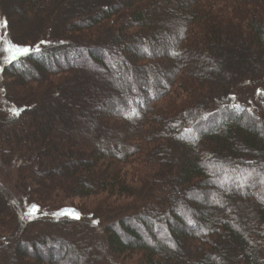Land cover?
<instances>
[{
  "label": "trees",
  "instance_id": "1",
  "mask_svg": "<svg viewBox=\"0 0 264 264\" xmlns=\"http://www.w3.org/2000/svg\"><path fill=\"white\" fill-rule=\"evenodd\" d=\"M111 1L110 4L105 3L102 6L96 0L97 4L89 8L86 6L88 5L87 0H18L19 3H28L27 11L33 12L32 14H37L43 9L42 13L46 15L42 16V19H48V22L45 23L48 30L53 25V21L55 23L58 21L57 19H60V30L62 32L60 35L51 33V37L54 36L56 39L55 42H49L40 49H31L28 53L16 57V59H8L0 67L1 75L6 74L10 77L8 80L3 79L2 82L4 99L8 104L7 107H0V109L6 111L4 122H8V125L10 121L20 120L22 117L26 120L28 116H33L36 112L49 108L50 105H47L46 102L48 97L45 95L46 93H51L49 95L50 99L55 97L54 92L58 90H60V94L63 90L66 95L69 93L68 86L70 82L68 80L66 84L60 85L57 90H52L50 85L56 83L55 80L53 82L40 77H47L49 73H45L48 65L53 63L54 66L55 63H58L57 60L61 64L73 56H75L77 62L83 60L81 59L84 57L83 53H79L85 51L83 47L78 46L73 49V43L64 39L63 30L71 18L70 16L78 14L77 17L83 20L87 19L86 27L81 25L82 27L79 30L104 26L105 28L102 30L106 33L99 36L100 40L104 39V43L102 46L100 44L99 47L93 46L97 50L94 53H88V58L92 61V68L108 71L115 78L117 75L119 80L123 78L122 81L126 82L125 86L123 85L124 87L117 86L119 91L122 90L121 93L116 95L113 102V106H117L113 110L110 108V112L106 113L113 117L112 120L109 119L113 126L110 122L108 123L109 120H104V132L112 134V137L116 138L118 142H122V136L125 133H127L126 139L128 141L134 138L151 141L152 148H148L147 151L156 154L154 156L156 158L155 164H157L152 168L151 176L158 184L156 191L150 190L151 194L148 190L143 193H141V190L136 191L135 194L138 197L142 196L144 203L137 208L122 207L117 209L119 211L113 212L111 216H116L113 222L108 216H98L99 218H105L104 221L107 223L104 227L106 250L112 253L114 264H120L118 262L119 258L127 254L137 256L132 264H264V256L262 257L264 253V200L255 205L253 204V207L251 206L249 224H246L244 217H237L235 211L233 212V210L239 208V204L234 202V196H242L244 200L249 201L255 193L264 187V172L262 170L264 156L262 159L256 160L257 162L255 161L256 164L254 165L249 163L250 159H244L245 164L242 167L236 165L232 167L233 170H237V175L242 177H240L241 184H244L233 190L235 183H237L235 181L237 180L235 179L236 173L225 175L229 164L225 160L215 159L217 157L216 153L211 150L217 151L224 147L228 154L231 153L236 156L243 154L239 147L231 143L232 133L235 132L241 135L247 149L260 148L262 152L264 151V128L259 125L264 123V119L252 111L242 100H237L235 95H228L227 98H223L222 95H225V92L232 86L227 87L225 90L222 89L220 82L227 76L228 70L223 65L217 66L219 60L223 61L221 56H225L219 47L223 41L220 36L225 29L229 28L227 27L229 25H232L233 30H241L242 27L236 21L240 20V3H246L247 0H218L219 2L223 1L221 7L216 4L204 5L201 0ZM253 2H260L261 6L255 9L248 8V14L243 17L241 24L246 23V26L252 31L251 37L256 41L255 47L262 46L264 48V13L261 16L259 15L264 10L261 9L264 7V0H254ZM41 4L44 6H41ZM54 4L57 8L64 5L65 13L61 9L58 12L60 16L54 13L52 11ZM215 8L222 11L215 14L213 13ZM35 9L37 10L35 11ZM3 10L6 13V8H3ZM235 14H237L236 17ZM1 16L4 26L8 28L9 20L7 16L5 14ZM159 16L162 17L163 22ZM166 16L169 17L168 21H165ZM72 24L76 25L75 22ZM150 33L151 36L148 38ZM161 41H164V43ZM161 43L163 45H160ZM16 44L14 41L10 42V45ZM16 46L29 48L28 45L21 46V44H17ZM216 50H218L217 53H215ZM180 52L181 54L195 53L200 56V59H195L194 64L183 66L182 60L180 61L181 57L177 60ZM219 53L222 54L218 58L216 55ZM256 55L259 57L260 53L258 52ZM246 59L244 60L247 62ZM257 60L259 67H255L252 71L244 74V76L251 75L252 77H243L241 79L243 83L246 78H249L248 81L250 83L252 81V85L264 84V56ZM156 61L158 65H155ZM163 61H165V64L166 62L172 63L169 70H158V67L160 68L164 64ZM29 63L31 64L30 67L28 66ZM195 65L199 66H196L197 71L193 72L192 69ZM69 68L67 66L60 70L64 73L71 72L73 69ZM223 68H225V73H222ZM191 71L194 74L192 76L200 81L208 79V82L205 83L207 89L199 94L202 107L199 106L194 110H192L193 108L184 110L187 100V97H184L186 96L185 93H183L186 92L184 82L185 78H190ZM127 72H130L131 78L125 79L124 77L128 76ZM38 73L39 76L33 77ZM205 76H210V79L208 77L204 78ZM17 77L30 79L27 82H19ZM159 82H162V84ZM149 83L157 84L159 95L151 92L152 87H148ZM243 83H240V87L236 90L243 91V89H247L243 87ZM16 84H26V89L38 90L43 93L38 96L36 102L31 104L29 100L20 99L19 93L15 91ZM90 89L92 92L94 91L93 86ZM123 90L127 91V94H131L132 97L128 102L124 98V101H121L122 103L119 105V99L122 100L125 97ZM222 91L223 93L219 95ZM103 92L106 91H101V93ZM167 92L170 95L168 97L170 106L165 109L171 110L174 107L173 111L167 113L164 109L160 113H156L148 108L149 105L145 103V99L151 98L150 101H154L156 95L162 96ZM216 93L217 96H215ZM85 95L92 96L90 92ZM166 97H162V99ZM177 103L180 104L177 105ZM159 108L157 106L158 111ZM199 108L203 111L201 112ZM13 110L18 111L19 114L14 115ZM198 110L199 113L196 116ZM94 112L91 115L97 116L95 124L98 125V119L103 118L105 114ZM219 112L225 114V116L217 118L216 115ZM171 113H176L175 117L170 118ZM85 114L90 113L87 110ZM193 116H195V119L190 123ZM201 117L207 125L204 128L198 126V123L202 121ZM115 120H121L120 124L124 130L120 139L114 133L121 134L120 130L115 127ZM4 122L1 123L0 127H3ZM247 122H250V125H247ZM196 124H198L197 127H195ZM6 132L12 133L13 131ZM128 141L126 142L129 143ZM21 144L23 147L20 152L21 156L16 158L23 163L19 169V175L28 177L25 167L27 162L26 160L23 161V157L27 159L31 155L29 153H31L32 148L31 144L27 142ZM179 149H182V151H179ZM204 149H208L210 153L203 151ZM176 151H179V154L177 153L179 157L177 156L178 161L174 166L171 165L173 161L171 156H174ZM107 152L95 151L94 148L87 151L85 157L80 160L86 174L76 179L78 185L75 191L80 196L112 192L113 194L125 195L124 197L128 198L134 197L132 187L124 185L126 183L125 179L119 183H106L102 179L106 177L107 171H114L117 176L120 175L121 170L118 169L117 165L126 162L128 156H133L134 153L128 152L126 154L128 156L117 159V156H110ZM212 153H214L211 155L214 158L210 159L212 164L205 165L201 162L199 157L201 154L207 157V154ZM87 155L95 159L94 166L98 165L99 167V162L102 161L105 169H101V178L94 179L88 176L87 173L92 167L90 165L92 164V158L88 159ZM34 172V176L40 173L36 168H34ZM219 173H224L225 181L230 183L234 179L235 183L230 188H225L222 184L217 185L216 178ZM212 188L216 189L218 197L222 198H225L230 192L233 193L231 194L233 197H230L231 204L221 199L218 205H213L214 200L208 198L202 192V189H205L206 193L207 191L211 192L210 189ZM182 195L187 198L186 203L189 202V206L180 202V205L177 204V199L180 197L182 199ZM228 205L230 206L228 207ZM212 207H216L219 212H223L218 214L211 212ZM72 212L78 213L77 210H72ZM52 219L57 223L67 221L83 222L82 217H77V214L63 217L54 216ZM2 223L1 227H4L5 221H2ZM22 230L20 228L19 234L12 237L14 240L13 246L7 245L5 247V243H1V264H3V261L7 264H28L30 261L34 264H60V255V258H63L67 251L72 253L74 257H78V261H80L79 252L72 245L70 247L64 243L63 240L52 242L49 239L44 242H48L45 245L63 246L64 250L59 256L55 254V251H44L43 253L39 247L45 245H39V240L41 238L43 240L48 234L42 231L26 240L20 237L23 234ZM251 235L259 243L252 242L250 240ZM222 242L227 243L225 249L219 247V243ZM45 252L47 253L45 254ZM237 253L238 255H235ZM229 254H232L234 258H229L227 256ZM238 257H241V261H237ZM233 259L235 260L233 261ZM71 261L73 259L66 260V264H73ZM106 261L107 264H113L108 259L104 260V262ZM90 264L92 263L90 262Z\"/></svg>",
  "mask_w": 264,
  "mask_h": 264
},
{
  "label": "rangeland",
  "instance_id": "2",
  "mask_svg": "<svg viewBox=\"0 0 264 264\" xmlns=\"http://www.w3.org/2000/svg\"><path fill=\"white\" fill-rule=\"evenodd\" d=\"M87 1L88 5L86 6L89 8L97 4L96 0ZM97 1H99V4L102 6L105 3L110 4V0ZM201 1L204 5L216 4L220 7L223 5V1L219 2L218 0ZM252 1L254 0H247L246 3H240V20L236 22H239V25L242 28L240 31H238L233 30L231 28L232 25L227 26L229 28L225 29L220 36L223 38V41L222 45L219 46L225 56H221L222 53H219L216 55V57L218 56L219 58V56H221L223 58V61L221 60L223 63L219 60L217 66L223 65V67L228 70L227 76L224 77L225 80L223 79V81L220 82L222 89L224 88L225 90L227 87L232 86L227 90V92H225V95H222L224 96L223 98H227L228 95H235L237 100H242L251 108L252 111L264 119V84L252 85L253 82L251 81L250 83L248 81L249 78H246L244 83L241 80L245 76H249L250 78L252 77L251 75L244 76V74L252 71L255 67H259L257 59L264 56V52L262 53L264 48L262 46L257 48L255 47L256 41L251 37L252 31L250 28L246 26V23H244V25L241 24L243 17H246L248 14V8L255 9L258 6H261V4H259L260 2L252 3ZM27 4L28 3L26 2L19 3L18 0H0V49L10 46L11 41L21 44V46L28 45L30 50L35 48L40 49L49 42H55L56 39L54 36L51 37V33H53V35L61 34L62 30H60V19H57L58 21L55 23L53 21V25H51L50 30H48V28L45 27V23L48 22V19H42V16L46 15L42 13L43 9L37 14H32L33 12L31 13L27 11ZM41 6L44 5L41 4ZM2 7L6 8V13ZM64 7L65 6L63 5L60 6V8H57L56 4H54L52 11L58 15V12L61 9V11L65 13ZM261 9L263 10L264 7ZM36 10L37 9H35V11ZM219 11L222 10H218L216 8L213 9V13L215 14H218ZM263 13L264 10L259 15L261 16ZM3 14H5L9 20L8 28L7 26H4V21L1 16ZM77 15L78 14H76V16H70L71 18L68 20L63 30V34L65 36L64 39H67V41L73 43V49L78 46L83 47V50L85 51L79 52L83 53L84 57L81 58L83 60L81 62H77L75 56L71 57V60L66 59L62 64L59 60H57L58 63H55L54 66L52 65L53 63L48 65V69L45 74L49 73V75L47 77H40L42 79H49L53 82L55 80L56 83L50 85L52 90H57L60 85L66 84V81L68 80L70 82V85L68 86L69 93L66 95L64 90L61 92V94L60 90L55 91V97L52 99L49 98L51 93H46L45 95L48 96L46 102L47 105H50L49 108L40 110L33 116H28V119L26 120H24L22 117L20 120L10 121V124L8 125V122H4L6 111H4V109H0V126L1 123L4 122L3 127H0V246L2 242L5 243V247L7 245L13 246L14 240L12 237L19 234L20 228L23 229L21 231L23 234L20 237L25 238L26 240L28 238L30 239L32 235L36 233L45 231L48 236H45L43 240L41 238L39 240V245L47 244L48 242H44L49 239L52 240V242L61 239L70 247L72 245L79 252L78 256L81 258L80 261H78V257H74L73 254L68 251L63 258H60V254L64 250L63 246L57 247L55 244H51L41 246V248L39 247L40 251L43 253L44 251H55L56 255H60V264H66V260L68 259H73V261H71L73 264H86L87 261H89L87 264H90V262L92 264H107V261L104 262L106 259L110 260V262L114 264L112 253H109L106 250L107 245L105 243L104 227L107 223L104 221L105 218H99L98 216H108V218L112 220L111 222H113L116 216H111L113 215V212L119 211L117 209H121L122 207L137 208L144 203L141 198L142 196L138 197L137 194H135L136 191L141 190V193L147 192V190L150 191L151 189L156 191L158 184L151 176L152 168L157 166V164H155L156 158L154 156L156 154L147 151L148 148H152L151 141L142 140L140 138H134L128 141L126 139L127 133L122 136L124 130L120 124L121 120L114 121L115 127L117 130H120L121 134L116 132L114 133L117 137H119V139L122 136V142L116 141L117 139L113 138L112 134L109 132H104V120L113 119V117L107 115L106 113L110 112V108H112V110L116 108L117 105L113 106V102L115 101L116 95L122 92V90L119 91L117 86L124 87L126 82L124 83V81H122L123 78L119 80L117 75L116 79L111 73L109 74L108 71L106 72L92 68V61L88 58L87 54L94 53L97 50L96 47H99L100 44L102 46L104 39L100 40L99 36H102L106 33V31L104 32V30H102L105 27L99 26L92 27L90 29L88 28L79 30L82 27L81 25H86L87 19L85 18L83 20L82 18L77 17ZM234 16L236 17L237 14ZM159 18L162 21V17L159 16ZM168 18L169 17L166 16L165 21H168ZM74 22L76 25L72 24ZM153 32L155 33V31ZM150 36L151 33L148 35V38H150ZM161 42L164 43V41ZM163 43L160 45H163ZM120 49L123 50L121 47ZM217 51L218 50H216L215 53H217ZM258 52L260 53L259 57L256 55ZM179 58L180 61L182 60V65L184 66L187 64H194L196 61L195 59H200V56L195 53L181 54L180 52L177 60H179ZM245 58H247V62L244 60ZM8 59L9 58L7 54H0V67L3 66ZM164 62L165 61H163V63ZM171 64V62H166V64H162L160 68L158 67V70H169ZM155 65H158L157 61ZM28 66L30 67L31 64L29 63ZM67 66L70 67L69 69L73 70L67 73H64L60 70ZM196 66L199 65H195L193 67V72L197 69ZM207 68L210 69L209 67ZM225 68H223L222 73H225ZM192 71L190 78H185L184 82V87H186L187 92H183L186 95L184 97H187L184 110L190 108H193L192 110H194L199 106L202 107L200 99L201 96L199 94L207 89L205 83L208 82V79H203L200 81L192 76L194 75ZM127 74L128 76H125L124 78H131L130 72H127ZM39 75L40 74L38 73L33 77ZM207 77L205 76L204 78ZM9 78L10 77L6 74L2 76L0 71V107L8 106L4 99L2 82L3 79L8 80ZM23 78L20 79V77H17L19 82H27L30 79L27 77ZM208 78L210 79V76ZM159 83L162 84V82ZM240 83H243V87L247 89H243V91L240 89L236 90L240 87ZM16 85L17 88L15 91L19 93L20 99H25V101L29 100L31 101V104H33L32 102H36L38 100V96H41L43 93L38 90L26 89V84ZM91 86H93V92L90 89ZM33 87L35 86L33 85ZM148 87H152V93L158 95L160 94V92L157 91V84L149 83ZM103 90L106 92L101 93ZM89 92L92 95L91 97L89 95H85ZM100 93L102 96L99 95ZM127 93V91H124L123 94L125 97H123L122 100L119 99V105L122 103L121 101H124V98H126V102L131 99L132 95ZM222 93L223 91L220 92L219 95ZM95 96H97L98 99L95 98ZM165 96L167 97L162 99V97ZM215 96H217V93ZM168 97H170V95H168L167 92V94L162 96L156 95V100L154 101H150L151 98H147L145 99V103L149 105L148 108H150L153 112L160 113L166 107L170 106ZM43 103H45V101H43ZM179 104L180 103H177V105ZM157 106L160 107L159 111L157 110ZM200 108L199 110H201ZM87 110L90 113L88 115L85 114ZM173 110L174 107H172L171 110H166V112L169 113ZM199 110L197 111L196 116H198ZM94 111H97V113L102 112V115L105 114L103 115V118L98 119V125L95 124L97 116L91 115V113ZM202 111L203 110H201V112ZM171 114L172 116L170 118H173L176 115V113ZM217 115V118L225 116V114H220V112ZM194 119L195 116H193V119L190 120V123H192ZM110 120L108 123L110 122V124L113 126V123ZM250 122L252 123V120ZM250 122H247V125H250ZM198 124H196L195 127H197V125L202 128L207 126L205 125L206 123L204 122V119H202V121ZM259 125H262L264 128V123ZM6 131L13 132L7 133ZM125 139L129 143H127ZM23 142L31 144L32 148L31 153H29L31 155H29L27 159L23 157V161L26 160L27 162L25 167L28 177L19 175V169L23 163L16 159L21 156L20 152L23 148L21 143ZM231 143L234 146L239 147L243 154L237 156L231 153L228 154L224 147H221V149L217 151L211 149L212 152L214 151L216 153L217 157H215V159L225 160L229 164L225 175H234L233 173H236L237 170H233L232 167H234V165L242 167L245 164L244 159H250L249 163L254 165L256 164V160H260L264 156V151L262 152L260 148L247 149V146L244 145L243 138L238 133H232ZM92 148H94L95 151H108V155L117 156V159L128 156L126 155L128 152L134 153L133 156H128L126 162L117 165L118 169L121 170L120 175L117 176L114 171H107L106 177L102 178L106 183H119L125 179L126 183L124 185L132 187L134 197L129 196L130 198H128L124 197L125 195L113 194L112 192H103L101 194L91 196H80L75 191L78 185L76 179L79 176L86 174V172L83 170L84 167L81 165L80 160L85 157L87 151L91 150ZM179 151H182V149H179ZM203 151L210 153L208 149H204ZM178 152H174V156H171L173 159L171 165L175 166L177 163V156L179 157ZM117 153L119 154L117 155ZM213 154L214 153L207 154V157L201 154V156H199L201 162L205 165H209L210 159L212 160L214 158L211 157ZM87 156L88 159L92 158V164H90L92 167L89 173H87L88 176L93 177L94 179L101 178V169H105V167L102 165V161L99 162L101 164H99V167L98 165L94 166L93 164L95 163V159L90 155ZM166 156L167 155H165V157ZM34 168L40 172L37 174V176H34ZM262 168L264 172V167ZM240 177L241 176L237 175L236 173L235 179L237 180L235 181H237V183L234 182V179L229 183L225 181L224 173H219L216 178L217 185L222 184L225 188H230L233 183H235L233 187V190H235L236 187L238 188L244 185L241 184L242 181H240ZM151 191L148 193L151 194ZM210 191L211 192L207 191L206 193V190L202 189V192L205 193L208 198L214 200L213 205H218L221 199L226 201L228 204H231L230 197H233L231 196L233 193L230 192L225 198H222L218 197L216 189L212 188ZM176 194L177 197H179L178 193ZM182 199L181 197L178 198L177 204L180 202L189 206V202L186 203L187 198L182 195ZM263 200L264 187L255 193L254 196L249 199V201L244 200L242 196H234V202L239 204V208L233 210V212L235 211L234 213L237 215V217H244L246 224H249L251 206L253 207V204L255 205L256 203L262 202ZM180 203L178 205H180ZM33 206H36L35 209H33ZM229 206L230 205H228V207ZM72 210H77L78 213L72 212ZM210 211L217 214L223 212H219L216 207H212ZM76 214L77 217H82V223H75L72 220V222L67 221L57 223L54 221V219H52L54 216L63 217L74 216ZM2 221H5L4 227H1V224H3ZM250 240H252V242L256 241L259 243V241L256 240L252 235ZM226 246L227 243H219V247L221 249H225ZM46 253L47 252H45V254ZM235 255H238V253ZM227 256L229 258H234L232 254ZM263 256L264 253L262 254V257ZM44 258H46L45 255ZM119 259L120 260H118V262L120 264H132L137 259V256L127 254L121 256ZM234 260L235 259H233V261ZM237 261H241V257H238ZM3 264L7 263L3 261ZM28 264H34V262L30 261Z\"/></svg>",
  "mask_w": 264,
  "mask_h": 264
},
{
  "label": "snow or ice",
  "instance_id": "3",
  "mask_svg": "<svg viewBox=\"0 0 264 264\" xmlns=\"http://www.w3.org/2000/svg\"><path fill=\"white\" fill-rule=\"evenodd\" d=\"M30 49L28 47H20L16 45H10L8 47H5L3 49H0V54H7L9 59H16V57L24 55L28 53ZM14 115H18L19 112L16 110H13ZM36 206H33V209H35Z\"/></svg>",
  "mask_w": 264,
  "mask_h": 264
}]
</instances>
